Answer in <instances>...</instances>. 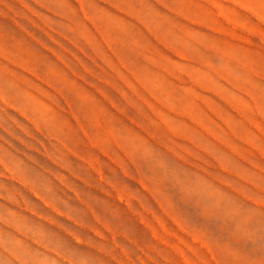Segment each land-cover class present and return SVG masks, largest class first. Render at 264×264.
Instances as JSON below:
<instances>
[{
    "label": "rangeland",
    "instance_id": "1",
    "mask_svg": "<svg viewBox=\"0 0 264 264\" xmlns=\"http://www.w3.org/2000/svg\"><path fill=\"white\" fill-rule=\"evenodd\" d=\"M65 1L70 4L68 8L81 9L77 0ZM36 3L0 0V30L8 26L6 30L13 31L12 42L17 44H27L28 33L36 31L58 53L68 49L78 55L66 37L101 64L99 68L81 57V63L92 71L84 73V81L95 92L109 95L108 110L112 115L107 113L106 120L121 125L115 130L121 132L126 144L130 141L146 155H152V160L142 162L151 168L154 163L159 173L167 172L160 183L189 233L180 234L174 229V220L166 219L171 233L158 244L164 260L154 257L152 261L120 237L117 240L125 253L123 257L112 255L114 260H109L115 244L106 230H102V235L76 231L68 216L44 209L40 205L44 203L39 204L24 189L22 180H14L3 165L32 176L34 164L26 157L36 159L37 155L30 139L23 136L17 141L4 132H0V214L36 228L48 240L61 235L66 249L77 255L90 254L104 264H264V0H85L90 16H95L96 11L102 16L105 52L113 53L108 57L109 68L102 66L79 33H70L68 26L75 28L76 18L72 20L64 0H48L43 8ZM4 18L11 19V26ZM16 23L21 24L20 29ZM97 24L101 26L98 21ZM90 26L87 24V36L93 40V33H99L96 29L92 32ZM12 37L0 34V44L7 42L19 51L11 45ZM0 60L28 76L12 63ZM126 68L132 88L149 102L142 104L131 99L130 89L114 72ZM136 71L147 78L148 74L153 78L154 73L158 83L155 82L157 89L153 93L169 107L142 88L144 84L131 74ZM48 76L57 80L54 72ZM44 88L54 92L48 86ZM119 90L125 92L127 99ZM164 90L169 95L164 96ZM168 122L173 123L172 129ZM57 123L63 125L64 118ZM58 171L70 178L66 172ZM122 179L133 189H142L123 176ZM179 179L183 189L178 185ZM75 183L76 187L82 185ZM86 191L89 197L92 194L110 199L101 192L89 188ZM116 202L126 206L118 199ZM150 204L159 214L163 213L156 201L150 200ZM31 211L37 215L33 217ZM123 225L139 239L150 238L140 229L144 226L140 221L125 220ZM58 228L75 232V237L67 239ZM78 237L82 242H78ZM0 240L4 243L0 264H15L10 249L17 243L45 254L2 224ZM170 247L179 250L185 261H176Z\"/></svg>",
    "mask_w": 264,
    "mask_h": 264
},
{
    "label": "bare ground",
    "instance_id": "2",
    "mask_svg": "<svg viewBox=\"0 0 264 264\" xmlns=\"http://www.w3.org/2000/svg\"><path fill=\"white\" fill-rule=\"evenodd\" d=\"M35 1L42 8L48 5V0H32L34 3ZM77 1L81 6L80 10L72 6L68 8L70 4L64 0L72 20L76 18L75 28L68 26V29L71 34L79 33L80 39L103 63L102 66L108 67V57H112L113 53L107 55L105 52V41L102 38L105 40L106 31L101 24L102 16L97 11L95 16H92V13L90 16L84 4L85 0ZM10 10L12 11V8ZM81 15L84 17L81 18ZM133 15L137 17L135 13ZM10 18L4 20L9 22ZM0 19L3 18L0 16ZM97 21L101 26H98ZM87 24L92 25L90 26L92 32L96 29L99 33V35L93 33V40L87 36L89 32ZM7 25L11 26L10 22ZM16 25L18 29L21 28L20 23ZM7 28L8 26H5L4 31L0 30V34L12 37L13 31H7ZM41 36L39 32H29L28 37L25 38L28 40L27 44L12 42L14 40L12 37L11 45L17 46L19 51H14L7 42L0 44V58L28 74V76L22 75L9 63L0 60V132L8 134L17 141L23 136L30 139L35 147L34 153L37 155L36 159L26 157L28 162L34 164L30 172L33 173L32 176H25L11 167L3 166L11 172L14 180H22L24 189L34 196L38 203H44V205L39 203L44 209L59 216H68V220L76 226V231L102 235V230H106L115 244L111 249L113 254H110L109 260L112 259V255L123 257L125 253L123 252L125 248L122 249L117 240L118 237L129 240L152 261L154 257L164 260L158 244L160 239L169 237L171 233L166 227L165 220H174L176 224L174 229L180 234L189 233L187 226L179 220L178 213L171 206L172 200L160 183L164 181V174L167 176V172L160 169L162 173H159L154 163L153 168L146 166L142 160H152V155L150 153L146 155L130 141L126 144L121 132L115 130V127L121 125L114 124L111 120L108 121L111 123L107 122V113L112 115L108 110L109 95L104 91L95 92L91 85L84 81L86 79L84 73L87 71L92 73V71L81 63V59L95 63L96 66L101 64L96 63L89 52L82 50L80 46L78 48L75 41L64 38L77 49L79 56L68 49H62L63 51L60 50L61 52L58 53L48 46ZM254 37L256 38L255 35ZM44 65L46 67H43ZM43 68L49 74L44 72ZM53 72L57 74L55 81L48 76ZM114 72L130 89L128 94L131 99H138L142 104L149 102L132 88L130 72L127 68L126 71ZM131 74L140 84H144L142 88L149 92L152 98L160 101L164 107H169L164 104L163 98L160 99L156 93H153L157 89L155 82L158 83L154 73L153 78L150 77L151 74H148V78L147 75L139 76L141 73L137 71ZM44 85L54 92L45 89ZM119 92L124 99H127L125 92L122 90ZM163 95L169 94L164 90ZM118 114L122 116V113L118 112ZM62 117L64 123L59 125L57 120ZM168 126L172 129L173 123L168 122ZM146 168H149L148 172H145ZM58 170L66 172L70 178L67 179ZM122 176L142 186V189H133L123 181ZM73 180L82 185L76 187ZM178 183L183 189V182L179 179ZM88 188L101 192L110 199H100L93 197L92 194L90 197L93 198H90L86 191ZM116 199L125 202L126 206L121 207ZM150 200L160 205L162 214L150 204ZM66 210L70 212L66 213ZM31 213L33 217L37 215L36 212L31 211ZM148 217H152V221ZM40 220L43 221L44 218L40 217ZM125 220L131 223L142 222L144 226L140 229L150 238L139 239L131 232L132 230L124 227ZM0 224L11 227L17 236L27 239L33 246L45 252L39 254L31 247L26 249L17 243L10 249L15 264H104L90 254L77 255L66 249L65 240H62L61 235L53 241L48 240V237H45L47 235L36 228L22 225L19 219L7 218L1 214ZM58 229L67 239L72 235L75 237V232ZM77 240L82 242L80 237ZM179 244L182 245L181 242ZM2 246L4 247V243L0 240V248ZM136 247L134 249L137 250ZM118 248H121L122 254L118 252ZM170 251L176 261H185L179 255V250L170 247ZM99 252L103 253V251Z\"/></svg>",
    "mask_w": 264,
    "mask_h": 264
}]
</instances>
